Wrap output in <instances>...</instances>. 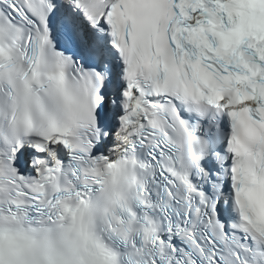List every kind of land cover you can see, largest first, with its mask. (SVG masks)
I'll use <instances>...</instances> for the list:
<instances>
[{"label":"snow or ice","instance_id":"1","mask_svg":"<svg viewBox=\"0 0 264 264\" xmlns=\"http://www.w3.org/2000/svg\"><path fill=\"white\" fill-rule=\"evenodd\" d=\"M0 264H264V0H0Z\"/></svg>","mask_w":264,"mask_h":264}]
</instances>
